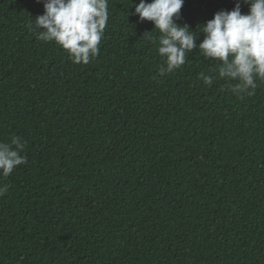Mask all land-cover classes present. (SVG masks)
<instances>
[{
    "label": "trees",
    "instance_id": "trees-1",
    "mask_svg": "<svg viewBox=\"0 0 264 264\" xmlns=\"http://www.w3.org/2000/svg\"><path fill=\"white\" fill-rule=\"evenodd\" d=\"M235 2L185 0L176 22L199 44ZM137 3L108 0L85 65L29 30L42 3L0 0V142L26 157L0 176V264H264V83L226 91L197 50L160 76Z\"/></svg>",
    "mask_w": 264,
    "mask_h": 264
},
{
    "label": "clouds",
    "instance_id": "clouds-1",
    "mask_svg": "<svg viewBox=\"0 0 264 264\" xmlns=\"http://www.w3.org/2000/svg\"><path fill=\"white\" fill-rule=\"evenodd\" d=\"M185 0H139L135 12L140 22L150 21L158 33L157 53L164 63L158 69L164 76L179 70L187 54L197 50L206 60L215 61L218 77L225 82V90L233 94L253 96L264 83V0H242L249 6L241 12V0L232 10H221L213 18L200 24L199 32L189 25H179ZM44 13L30 21L28 28L37 39L55 42L66 51L74 64H89L100 53V44L109 19L108 0H37ZM134 3V0H133ZM151 32H145L149 40ZM205 85H212L213 77L199 73ZM25 143L18 136L10 142H0V176L8 177L26 163L22 155ZM8 192V185H0V197Z\"/></svg>",
    "mask_w": 264,
    "mask_h": 264
}]
</instances>
